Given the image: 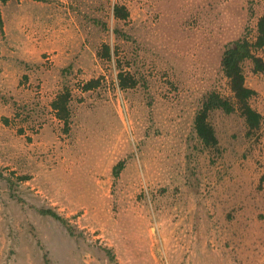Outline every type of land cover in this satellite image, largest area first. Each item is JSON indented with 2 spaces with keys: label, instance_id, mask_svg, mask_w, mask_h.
<instances>
[{
  "label": "rangeland",
  "instance_id": "rangeland-1",
  "mask_svg": "<svg viewBox=\"0 0 264 264\" xmlns=\"http://www.w3.org/2000/svg\"><path fill=\"white\" fill-rule=\"evenodd\" d=\"M21 1L1 6L0 53L13 49L9 15L63 1L76 13L81 45L76 81L66 80L68 131L41 84L30 82L27 63L10 69L8 82L0 75V264H218L219 244L209 253L193 250L187 218L170 208L183 205L179 186L198 159L190 145L198 144L191 132L200 98L231 94L220 67L223 46L256 36L255 19L240 20L241 0ZM115 5L128 11L125 19L114 16ZM118 73L134 86L122 88ZM90 80L96 86L85 89ZM251 100L262 120L250 135H241L237 112H209L222 144L264 143V106ZM216 147L214 160L224 159ZM46 208L67 224L40 212ZM238 249H229L233 264Z\"/></svg>",
  "mask_w": 264,
  "mask_h": 264
},
{
  "label": "crops",
  "instance_id": "crops-1",
  "mask_svg": "<svg viewBox=\"0 0 264 264\" xmlns=\"http://www.w3.org/2000/svg\"><path fill=\"white\" fill-rule=\"evenodd\" d=\"M258 4L241 0L238 10L243 25L255 19V32L258 18L264 16V0ZM48 8L44 12L26 10L23 15L16 10L7 17L6 34L7 39L12 40L13 49L1 51L0 75L5 76L2 81L8 82L10 69L22 70L21 63H27L31 67L30 82L41 84L42 98L50 101V109L56 115L52 102L68 88L67 79L76 81V54L81 40L76 39V13L70 3L63 1ZM84 50H88V46H84ZM251 68L244 73L245 81L256 95L264 94V80H258L264 78V72L254 73ZM253 99L255 96L251 100L255 101V106H264V99ZM70 102L69 99V111ZM241 132L244 136L246 129ZM215 133L216 148L222 150L224 158L221 160H214V147L204 145L192 128L191 134L198 144L190 147L198 159L190 164L191 174L179 186L183 205L180 206L178 199L179 203L170 210L176 215L179 209L187 218L185 229L190 232L193 250L209 253V249H216L219 244V249H213L218 264H233L229 249L235 246L239 248L238 264H264V143L224 145ZM206 189L210 192L205 193ZM221 255L225 257L221 259Z\"/></svg>",
  "mask_w": 264,
  "mask_h": 264
},
{
  "label": "trees",
  "instance_id": "trees-1",
  "mask_svg": "<svg viewBox=\"0 0 264 264\" xmlns=\"http://www.w3.org/2000/svg\"><path fill=\"white\" fill-rule=\"evenodd\" d=\"M9 0H0V22L1 6ZM113 14L116 18L124 19L128 16V11L121 5H115ZM104 56L110 57V48L104 45ZM250 60L253 72H264V16H260L256 24V36L253 41L246 37L239 38L225 44L221 59V72L227 80L230 96H223L217 91H208L203 94L198 109L193 117V127L198 138L206 146H216L217 139L212 125L208 120V114L214 109H220L224 113L237 112L243 118L247 135L256 132L260 128L262 116L251 106L250 100L255 95V91L245 84L243 72V62ZM119 84L122 88L134 86L135 81L127 82V78L118 73ZM97 82L90 80L84 85L85 89L95 87ZM69 91L66 89L58 94L52 102V108L56 116L63 121L64 130L68 131L70 111L68 108ZM0 172V177H2ZM42 214H47L63 224H67L64 217L50 208L40 209ZM110 260L114 262V256L109 248H106Z\"/></svg>",
  "mask_w": 264,
  "mask_h": 264
}]
</instances>
